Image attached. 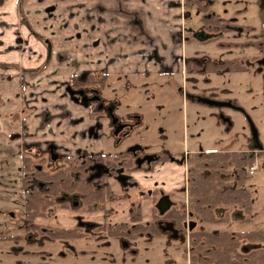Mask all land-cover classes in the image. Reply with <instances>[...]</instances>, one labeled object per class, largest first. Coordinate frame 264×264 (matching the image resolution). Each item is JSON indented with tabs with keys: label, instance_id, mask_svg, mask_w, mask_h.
I'll list each match as a JSON object with an SVG mask.
<instances>
[{
	"label": "flooded vegetation",
	"instance_id": "1",
	"mask_svg": "<svg viewBox=\"0 0 264 264\" xmlns=\"http://www.w3.org/2000/svg\"><path fill=\"white\" fill-rule=\"evenodd\" d=\"M259 13L261 11L257 12V17ZM219 20L224 21V29L220 30L221 32L216 30L215 26H202V29L212 30L216 35L208 39V35L195 33L193 37L196 41L201 42L206 37L208 42L215 43L220 41L224 33L228 35V30L225 29L227 21ZM260 26L258 18L257 34L262 36L263 41L261 39V47L256 48L260 53L256 61L264 69V33L260 31ZM245 28L253 29L250 26ZM217 46L224 47L221 44ZM236 46L241 50L246 49L245 46L250 47L246 43ZM201 62L203 63L202 60L190 58L185 63L191 68L185 76H188V85L193 92H195L194 88L198 87V80L196 81L195 77L197 73L201 72L205 75L210 73L213 76L220 72L214 65L210 68V64H206L203 71L196 68ZM208 69L217 72H207ZM239 73L246 74L244 70ZM74 78L69 80L65 88L68 100L73 105L85 109L88 116L92 117L95 129L98 127L96 131L100 133L102 149L94 154L76 151L73 155H66L59 154L53 145L48 144L30 155L32 172L29 183L32 197L45 200L46 205L43 212L29 223L24 214L23 191L19 183L22 192V211L16 219L18 223L14 234L6 235V230L0 231V243H11L10 254L27 257L33 261L30 264H76L74 262L76 260L81 264H126L127 262L135 264L132 257H124L123 252H130L131 246L142 244L145 250L149 252L157 250L165 256L162 264H180L175 261L179 256H185L187 264H216L214 256L218 247L212 245L216 240L212 239L206 248L201 249L203 236L200 234L226 236L227 243H231L233 249V252H230V260L239 264H246L251 254L258 256L263 254L264 240L251 242L244 234L264 232V230L233 232L230 230L231 220L239 227L252 222V213L249 222H244L243 208L237 203L220 205L213 209L216 221L214 223L203 222L196 212L189 209L187 168L184 184L181 181L180 186L177 187L174 183L176 176L167 182L154 181L150 184L146 181V176L152 174L156 167L176 163L175 159L182 155L180 149H172V140L167 132L171 114L168 108L170 104H166L169 101L166 98L169 96L167 93L159 94L158 100L162 98L167 100L162 104L160 101L156 102L155 95H151L150 102H155L152 113L144 109L147 101L146 103L137 101L136 104L139 106L133 108L136 105L133 103L134 93L138 89L125 86L129 89L118 91L119 88H125L119 86L115 91L107 92L99 84L100 77L83 73L77 76L75 81ZM205 78L201 79L207 84L208 80ZM170 79L162 80L165 82ZM259 82L260 94L264 98V85L263 82ZM165 84L159 86L163 85L164 88ZM141 88L147 93V85ZM177 90L183 93V85L178 86ZM193 92L188 95L185 93V96L204 105L207 104L202 101H210L203 96L193 95ZM221 103H229L230 106L226 108L241 111L239 106L229 100ZM167 113L169 114L166 115ZM226 121L227 119L224 120ZM103 127H107L106 136L102 135ZM254 132L252 128L248 149L237 152H252L258 155L264 152ZM105 144L109 150L106 149ZM174 144L178 146L176 142ZM219 152L232 153L193 151L186 159L191 155L201 156ZM141 174H144L142 182L138 180ZM208 183L212 182L208 181L207 185ZM223 183V185L228 184V180ZM125 201L129 204L126 221L108 222V219L114 217L112 209L108 206ZM194 202L209 205L210 199L204 198L201 201L197 199ZM249 205L252 212L251 204ZM7 216L12 217V213H8ZM211 225L221 229L217 231L209 229ZM117 244H120V248ZM115 247L121 249V254L119 253L121 256L115 257L112 253L111 249ZM102 250L106 252L105 257ZM15 264L22 263L16 261Z\"/></svg>",
	"mask_w": 264,
	"mask_h": 264
},
{
	"label": "crops",
	"instance_id": "2",
	"mask_svg": "<svg viewBox=\"0 0 264 264\" xmlns=\"http://www.w3.org/2000/svg\"><path fill=\"white\" fill-rule=\"evenodd\" d=\"M201 1L211 7L217 0ZM194 12L184 8V0H0V79L35 74L69 82L84 73L121 79L117 87L136 90L135 80L139 88L153 80L168 87L162 79L185 76V63L194 56L189 55L196 40ZM54 102L25 120L24 133L14 135L11 148L8 135L0 133V159L19 154V173L23 153L18 142L38 148L50 144L66 155L102 149L85 109L66 99L61 107ZM7 170L3 166L2 173Z\"/></svg>",
	"mask_w": 264,
	"mask_h": 264
},
{
	"label": "rangeland",
	"instance_id": "3",
	"mask_svg": "<svg viewBox=\"0 0 264 264\" xmlns=\"http://www.w3.org/2000/svg\"><path fill=\"white\" fill-rule=\"evenodd\" d=\"M211 1L212 0H210V2ZM190 11L191 10L188 12ZM209 11L218 19H224L228 22H226L225 29L228 30L227 34H229L225 35L226 33H224L220 41L215 42L216 44L214 42H208L207 40L216 34L213 33L212 30L202 29L203 25L199 21L200 14L194 12L193 20L195 21V29L193 30V34L203 33L204 36L208 35V39L205 37L201 41L202 43L193 40L194 47H191L189 50V55H194L192 59L203 61V63H199L196 68L203 71V69L205 70L204 66L210 64V68L214 65L218 68L217 71L219 70L220 72L217 74L215 73L213 76L210 73L208 75L201 74V72L197 73L195 77L197 78L196 81L198 80V87L194 88L195 92L191 91L188 85V76L169 78L170 80L167 81L168 87L164 88L158 85L160 81H158V83L150 82V85L147 87L148 89H146L147 93H145L142 88H139L140 81H133L134 84L137 83L136 89H138L134 93L135 101H133V103L136 104L138 103L137 101L146 103L145 101H147L144 107L147 111L153 113L155 109V102H150L151 95H155V99H157L156 102L160 101L161 104L167 102L169 99L166 104H170L168 108L171 114L169 115L170 121L168 120L169 125L167 126V132L172 140V149H180L182 152V155L175 159L176 163L158 166L152 174L147 175L146 181L150 182V184L154 181H171L175 176L174 183H176V187L180 186L181 181L182 184H184L187 168L186 158L190 152H237L247 150L249 147V136L252 135V128L255 130L254 133L260 145L264 148V98L260 94L261 84L259 82H263L264 85V69L263 66L256 61V58L258 59V55H260V53L256 51V48L261 47L262 43V36L257 34V12L261 11L264 17V0H217L209 7ZM247 26L253 27V29H244V27ZM240 27L242 28L240 29ZM219 32L221 31L219 30ZM245 43L250 45V47L245 46L246 49L241 50V48L236 46ZM219 44L224 45V47H218L217 45ZM92 64H94V62ZM241 70H244L246 74H240L239 71ZM208 71L217 72L213 69H208L207 72ZM29 77L30 78L16 77L12 79L6 76L0 79V133L8 135V149L12 146V144H10L11 141L17 139L15 136L24 133L22 124L25 123V120H27L35 110L44 109L47 107L46 104L48 101L52 102L53 99L55 100L54 105L56 106H60V102L62 105V99L68 100L65 88L69 82H67L66 78L55 77L43 80L41 78L36 79L35 74H31ZM201 78L207 79V84L202 82ZM76 79L77 77L74 78L73 81ZM105 79L104 85L106 87H104L105 90H103L107 92L115 91L117 83L119 84V82H121V79ZM45 84H47V86ZM48 84L50 85L48 86ZM181 85H183V93L177 92L178 86ZM127 89L129 88L122 87L119 88L118 91H126ZM57 91L61 94L59 97L56 96ZM164 91L169 95L166 97L167 100H165V98L158 100L160 97L159 94L165 93ZM192 92L193 95H198L197 97L203 96L214 102L229 100L239 106L241 111L237 112L226 107H214L198 103L191 100L189 96H185L186 94H192ZM139 93L140 95H138ZM137 106H139V104L134 105L133 108L136 109ZM140 106L142 107L141 104ZM72 111L74 112V110ZM158 111L160 112V109H158ZM168 114L169 113L166 115ZM151 117L153 118L154 116L152 115ZM90 119H92V117H90ZM225 119H227L226 122H224ZM150 121L151 120H149V122ZM78 123H80V121ZM96 130H98V127H96ZM102 131V135L106 136L107 127H103ZM173 140L178 146L174 144ZM15 142L17 143V141ZM17 145H20L23 154H27L28 152L29 156L33 154L35 150L44 148L43 146L38 148L30 144L27 145L25 142H18ZM105 146H107V144H105ZM106 149L109 150V147L107 146ZM16 156V159H12L11 157L0 159V186L2 187L1 189L5 188V190H0V193L5 194H1L0 197V202H2L0 203V231L6 230V235L14 234V230L18 223L16 219L22 211V192L19 185L20 155L17 154ZM255 163L257 169L254 171L253 175H247L246 172L248 178L244 186V189H246L251 196L252 222L239 227L233 224V220L230 219V230L232 232L264 230V152L256 158ZM3 166H5V168L9 167V172L7 170L6 173H2ZM11 169L14 170L13 174ZM162 174L166 175L163 176ZM143 177L144 174H141L138 180L142 182V179H144ZM228 182H230V180H228ZM128 205L126 201L109 205L108 207L112 209L114 217L107 221L111 223L114 221L125 222L129 210ZM8 213H12V217H8ZM63 225L65 224L63 223ZM208 228L216 231L221 229V227L216 225H211ZM10 245L11 243H0V264H15L16 261H21L22 264H30L33 262L27 257H19L18 255L10 254ZM141 246L142 244L131 246L130 252H123L124 257H132L135 264H145L146 262H148V264H162L161 262L165 256L161 255L157 250L149 252L144 249V246ZM118 247L120 248V244ZM119 248L115 247L113 250L111 249L115 257L121 256L119 255V253L121 254V249ZM104 251L105 250H102V253L105 257L104 254L106 252ZM132 252L134 254H132ZM175 261L180 264H187L185 256H179ZM74 262L76 264H81L79 260ZM126 264H128V262Z\"/></svg>",
	"mask_w": 264,
	"mask_h": 264
},
{
	"label": "trees",
	"instance_id": "4",
	"mask_svg": "<svg viewBox=\"0 0 264 264\" xmlns=\"http://www.w3.org/2000/svg\"><path fill=\"white\" fill-rule=\"evenodd\" d=\"M184 8L186 10H197L200 14L199 21L205 27L215 26L216 30H221L224 26V21L217 19L201 0H184ZM260 21V31L264 33V17L261 13L258 15ZM186 64V70H190ZM92 78V76H91ZM103 75L99 79L100 86L103 87L105 83ZM260 155L252 152H232V153H210L206 155H191L187 159V173L186 178L188 182V195L190 196L189 209L196 212L201 220L206 223H214L215 217L213 209L220 205L238 204L243 208L244 222H249L251 208H250V193L244 189L247 181L246 172L256 161ZM31 159L27 154H23L21 158L20 167V183L23 191V208L24 214L28 218V222L32 220L41 212H43L46 201L41 198H33L31 193L30 173ZM226 180H230L228 184L223 185ZM210 181L212 183L207 182ZM211 185V186H209ZM210 199L209 205L206 203L196 204L194 201ZM203 236V247H207L212 239L216 241L212 245L217 246L214 260L216 264H239L237 261L233 262L230 252H233L232 244L227 243L228 239L223 234L219 236H212L208 234H200ZM245 238L251 242L264 240V232H248L244 234ZM231 245V246H230ZM250 260L246 264H264V252L261 256L251 254Z\"/></svg>",
	"mask_w": 264,
	"mask_h": 264
},
{
	"label": "water",
	"instance_id": "5",
	"mask_svg": "<svg viewBox=\"0 0 264 264\" xmlns=\"http://www.w3.org/2000/svg\"><path fill=\"white\" fill-rule=\"evenodd\" d=\"M203 103H206L209 106H214V107H228L230 106L229 103H221V102H214V101H202Z\"/></svg>",
	"mask_w": 264,
	"mask_h": 264
},
{
	"label": "built area",
	"instance_id": "6",
	"mask_svg": "<svg viewBox=\"0 0 264 264\" xmlns=\"http://www.w3.org/2000/svg\"><path fill=\"white\" fill-rule=\"evenodd\" d=\"M257 166L256 163L253 164L252 167L249 168V170L247 171V175H253L254 171H256Z\"/></svg>",
	"mask_w": 264,
	"mask_h": 264
}]
</instances>
